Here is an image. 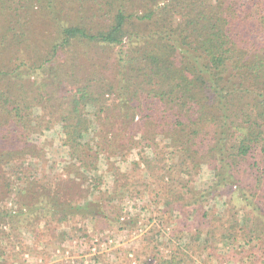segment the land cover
<instances>
[{
    "label": "trees",
    "instance_id": "1",
    "mask_svg": "<svg viewBox=\"0 0 264 264\" xmlns=\"http://www.w3.org/2000/svg\"><path fill=\"white\" fill-rule=\"evenodd\" d=\"M0 52L13 63L0 66V169L41 158L31 137L57 125L70 161L53 182L26 178L24 214L123 230L129 222L108 210L131 185H119L128 173L115 164L136 143L154 153L143 166L162 169L163 137L181 174L211 173L209 196L246 201L232 230L264 239V0H0ZM104 160L116 197L85 200L104 183Z\"/></svg>",
    "mask_w": 264,
    "mask_h": 264
},
{
    "label": "rangeland",
    "instance_id": "2",
    "mask_svg": "<svg viewBox=\"0 0 264 264\" xmlns=\"http://www.w3.org/2000/svg\"><path fill=\"white\" fill-rule=\"evenodd\" d=\"M6 55L0 52V66L8 70L13 63ZM64 138L61 125L35 133L31 142L42 150V157L27 156L26 166L11 161L1 167L5 173L1 175L0 169L1 264H264V239L249 230L245 237L240 229L232 230L231 221H227L235 214L242 223L248 213L246 201L237 194L231 203L228 195L214 199L209 196L211 173L209 176L206 170L201 174L199 168L181 174L179 154H174L167 145L170 140L163 137L158 138L159 154L164 155L166 163L162 169H155L154 161L146 169L140 159L144 155L154 158V153L136 147V143L129 156L115 164L122 174L128 173L129 180H120L119 185H131L124 200H116V207L108 210L121 212V223L129 222L123 230L116 229L117 224L109 225L105 218L97 221L69 216L62 222L49 223L42 215L30 218L22 211L18 196L29 183L27 177L30 182L44 185L61 176L63 167L70 164ZM108 167L106 160L99 165L95 174L104 183L97 193L83 191L85 200L109 201L116 197L112 191L114 175ZM191 190L205 192L196 195ZM182 193L185 201L178 202V194ZM201 195L205 196L202 200ZM197 199V203L192 202ZM44 200L46 204L48 199ZM168 200L169 205L165 202ZM205 212L208 215L202 217Z\"/></svg>",
    "mask_w": 264,
    "mask_h": 264
}]
</instances>
